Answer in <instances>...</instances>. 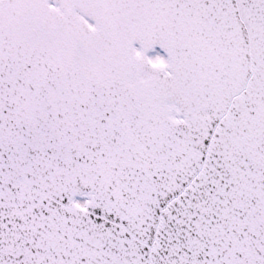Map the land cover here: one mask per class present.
Wrapping results in <instances>:
<instances>
[{"label": "snow or ice", "instance_id": "obj_1", "mask_svg": "<svg viewBox=\"0 0 264 264\" xmlns=\"http://www.w3.org/2000/svg\"><path fill=\"white\" fill-rule=\"evenodd\" d=\"M0 264H264V0H0Z\"/></svg>", "mask_w": 264, "mask_h": 264}]
</instances>
